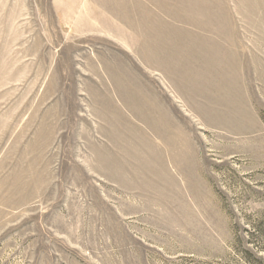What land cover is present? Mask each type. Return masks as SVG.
<instances>
[{
    "label": "rangeland",
    "instance_id": "obj_1",
    "mask_svg": "<svg viewBox=\"0 0 264 264\" xmlns=\"http://www.w3.org/2000/svg\"><path fill=\"white\" fill-rule=\"evenodd\" d=\"M0 264H264V0H0Z\"/></svg>",
    "mask_w": 264,
    "mask_h": 264
}]
</instances>
